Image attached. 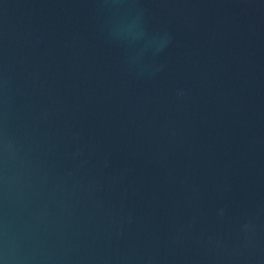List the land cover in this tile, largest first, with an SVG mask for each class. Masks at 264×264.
I'll return each instance as SVG.
<instances>
[{
  "label": "water",
  "instance_id": "1",
  "mask_svg": "<svg viewBox=\"0 0 264 264\" xmlns=\"http://www.w3.org/2000/svg\"><path fill=\"white\" fill-rule=\"evenodd\" d=\"M0 264H264V0H0Z\"/></svg>",
  "mask_w": 264,
  "mask_h": 264
}]
</instances>
